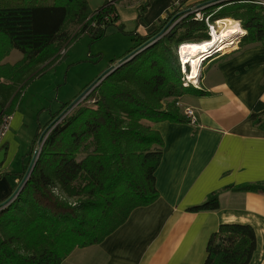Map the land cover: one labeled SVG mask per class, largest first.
Segmentation results:
<instances>
[{"label": "trees", "instance_id": "16d2710c", "mask_svg": "<svg viewBox=\"0 0 264 264\" xmlns=\"http://www.w3.org/2000/svg\"><path fill=\"white\" fill-rule=\"evenodd\" d=\"M120 1L104 0L91 10L87 0H0V114L14 112L19 90L64 56L61 51L77 35L86 32L98 39L108 25L121 27ZM139 1L137 20L150 6V0ZM197 3L172 5L171 14L149 33L135 29L136 44L111 60L109 69H114L98 77L77 104L69 107L73 100L63 104L38 129L28 160L37 141L46 136L28 178L16 197L8 201L10 194L0 200V264H63L75 248L99 244L133 209L159 197L155 171L164 144L153 124L189 123L177 103L186 88H194L183 85L178 47L208 39L204 20L190 12ZM184 13L161 33L170 19L169 25ZM202 14L210 21L237 20L246 31L240 46L264 44L261 6L218 0ZM12 49L21 52V59L3 62ZM262 108L264 103L257 102L255 110ZM260 120L256 122L262 126ZM26 167L19 172L1 170L0 178L15 175L16 188ZM224 189L264 195V181ZM219 195L220 190L210 192L187 210H215ZM254 249L251 225L221 223L208 239L204 264H248Z\"/></svg>", "mask_w": 264, "mask_h": 264}, {"label": "crops", "instance_id": "0c3cea01", "mask_svg": "<svg viewBox=\"0 0 264 264\" xmlns=\"http://www.w3.org/2000/svg\"><path fill=\"white\" fill-rule=\"evenodd\" d=\"M178 1L192 4L201 0H162L155 10L159 23ZM139 4V0L128 3L135 6L136 16ZM144 15L139 25L149 26L143 31L149 33L158 23ZM197 83L181 96L184 101H178L180 106L194 109L195 125L168 120L153 124L164 144L155 171L159 197L133 209L99 244L75 248L63 264H204L211 233L227 222L252 226L255 249L248 264H264V195L224 189L264 181V108L255 110L257 102L264 103V44L218 54L201 67ZM258 117L262 126L256 122ZM21 122L19 115L11 114L0 149L10 148L12 132ZM1 165L0 171L10 169ZM10 177L0 178V200L15 189ZM216 190H220L219 208L187 210Z\"/></svg>", "mask_w": 264, "mask_h": 264}, {"label": "rangeland", "instance_id": "374dc122", "mask_svg": "<svg viewBox=\"0 0 264 264\" xmlns=\"http://www.w3.org/2000/svg\"><path fill=\"white\" fill-rule=\"evenodd\" d=\"M208 1L210 0H201L194 3L198 2L197 4H200ZM103 2L104 0H87L91 10L97 9ZM129 2L130 0H121L117 4L118 22L121 24V27L115 24L108 25L103 36L98 39H92L91 35L86 32L77 35L61 51L65 52L64 56H60L52 67L31 78L19 90L20 97L16 103L13 115L16 118L19 115L22 122L21 127L19 129L15 128V132H12V141H15L17 146H13L12 141L9 142L10 148L6 150L2 167L9 166L10 169L8 171H20L22 164L27 166L29 157L27 152L37 135L38 129L44 127L53 115L58 114L63 104L75 100L89 84L107 71L112 65V59L121 56L136 44L133 41V38L137 37L136 32H134L135 29L140 33L148 30L149 26H145L143 23L139 25V20L142 18L136 19V8L134 5L128 6ZM178 2L176 3L179 4ZM161 4L162 0L151 1V5L145 13L148 19L153 21L152 23L154 21L159 23L157 21L158 17L155 18V10ZM166 17L167 15L164 18ZM172 20L173 18L167 22L162 33L167 32V26ZM152 23H149V25ZM224 27H226L225 23H217L214 28L207 27V29L218 33ZM68 30H71V25L68 26ZM74 33H76L75 29L72 31L71 36ZM245 34L246 31L243 30L239 38L242 39ZM228 37L230 38V36ZM20 57L21 52L12 49L4 57L3 62L8 60L12 63ZM207 62L209 60H205L202 66ZM184 66L185 73H182L183 85L194 87L192 84L196 82L186 79L187 72L191 71L190 63H185ZM202 66L199 67V74ZM190 89L188 88L185 93L190 92ZM184 100L182 97L179 99L180 102ZM183 105L179 106L180 111L183 109ZM12 179L15 180V175L12 176Z\"/></svg>", "mask_w": 264, "mask_h": 264}, {"label": "built area", "instance_id": "2783aa9c", "mask_svg": "<svg viewBox=\"0 0 264 264\" xmlns=\"http://www.w3.org/2000/svg\"><path fill=\"white\" fill-rule=\"evenodd\" d=\"M242 1L251 2V3H254L255 5H258V6H261V7L264 8V0H242ZM217 2H218V0H210L208 2H205V4H197V6H192L190 8V12H193L194 17L196 19H199V20H204V22L206 24V31H207V34H208V39L205 40V41H203V44H206V45H209L211 43L210 41H212L214 39V36H213V33L214 32L208 30L207 27L208 28L209 27H213L214 28L215 25H217V23H218L219 20L210 21L209 16H206L205 17L202 14V9L204 7H207V6H211L213 4H216ZM184 15H185V13L182 14V15H180L175 20V22H173L171 25H169L167 31L169 29H171ZM220 20H223V19H220ZM220 37L222 38L223 36H220ZM219 40H222V39H219ZM238 43H240V39L233 38V37H230V38L228 37L227 39L224 38V42H223V44L226 45L225 49L226 48H229V49H227L228 51H231V50L235 49L236 47H238ZM183 45H185V43L184 44H181L178 47V59H179L180 65H181V69L185 73V71H184L185 61L182 59V56H181V53H180V48ZM186 45H188V44H186ZM207 49H208V47H207ZM225 49L224 50H219L218 52H216V55L211 54L212 53V52H210L211 50L203 51V52H205V54H202L203 59L200 60L199 67L202 66V64H203V62L205 60H210L211 58H214L218 54L225 53L226 52ZM186 79H188V78H186ZM197 81H198V78L196 80V83H193L192 85L198 86ZM183 84H184V81H183ZM177 104L179 105V102ZM182 114L185 115L189 119V123H191L193 125H195L197 123V117H196L195 111H194V109L192 107H188V106L184 107L182 109ZM10 121H11V115L6 114V113H1L0 114V145H1V142L3 140V137H4L5 133L7 132L8 128H9ZM45 136H46V134L42 135L41 138H40V140L37 141V143L35 145V148H34V151H33L31 157L28 160L27 167H26V169H25V171L23 173V176L17 182V187L11 193L10 197L8 198V201L9 200H12L14 197H16V195L19 193L20 189L22 188V186L24 184V181L28 178V175L30 173V168L33 166V164L35 163V161H36V159L38 157V154L40 152V148H41V145H42V142H43Z\"/></svg>", "mask_w": 264, "mask_h": 264}, {"label": "bare ground", "instance_id": "6f19581e", "mask_svg": "<svg viewBox=\"0 0 264 264\" xmlns=\"http://www.w3.org/2000/svg\"><path fill=\"white\" fill-rule=\"evenodd\" d=\"M219 24H226V27L222 28L220 32L213 33L214 39L210 41L209 45L203 44L202 42H194V43H185V45L181 46L180 53L182 59L185 63H190L191 71L187 72L186 78L189 81L196 82L197 77L199 76V64L200 60L203 59L202 54H205L203 51L211 50V54L216 55V52L219 50H224L226 45L223 44L224 38L228 36L240 39L239 36L241 32L244 30L238 23L237 20H233L231 18H223V20L218 21ZM220 36H223L222 38ZM222 39V40H219ZM220 41V42H219ZM188 44V45H186ZM208 47V49H207ZM229 48H226L227 50ZM188 87V86H187ZM188 88L185 89L187 91ZM184 91V92H185Z\"/></svg>", "mask_w": 264, "mask_h": 264}, {"label": "water", "instance_id": "95a60500", "mask_svg": "<svg viewBox=\"0 0 264 264\" xmlns=\"http://www.w3.org/2000/svg\"><path fill=\"white\" fill-rule=\"evenodd\" d=\"M163 30H164V28L161 30V33L163 32ZM113 69H114V68H110L109 70L105 71L100 77H101V78L105 77V76H106L111 70H113ZM98 80H99V78H98ZM98 80H96V81H94L92 84H90V86H88V87L86 88L85 92H83L82 95H80L79 97L75 98V100H73V101L69 104V107H71V106L74 105V104H77V103L81 100V98L85 95L86 91H87V90L89 91V90L92 88L93 85H96V84L99 82ZM97 81H98V82H97ZM59 115H60V114H59ZM55 119H57V118H55ZM39 140H40V139H39ZM39 140H38V141H39ZM5 154H6V150H5V149H0V164L3 163L4 158H5ZM32 167H33V166H32ZM32 167L30 168V171H31ZM7 200H8V198H7Z\"/></svg>", "mask_w": 264, "mask_h": 264}, {"label": "clouds", "instance_id": "9594fccd", "mask_svg": "<svg viewBox=\"0 0 264 264\" xmlns=\"http://www.w3.org/2000/svg\"><path fill=\"white\" fill-rule=\"evenodd\" d=\"M178 106H180V105H178Z\"/></svg>", "mask_w": 264, "mask_h": 264}]
</instances>
